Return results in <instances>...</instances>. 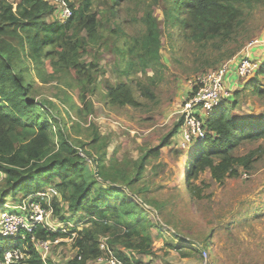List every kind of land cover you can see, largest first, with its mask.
<instances>
[{
  "label": "trees",
  "instance_id": "obj_1",
  "mask_svg": "<svg viewBox=\"0 0 264 264\" xmlns=\"http://www.w3.org/2000/svg\"><path fill=\"white\" fill-rule=\"evenodd\" d=\"M161 1L164 24L181 27L186 42L204 44L237 37L245 23L243 7L255 6L257 0H109L104 9L94 10L95 0H19L16 6L14 1L0 0V173L4 176L0 203L15 200L20 193V202L29 196L40 200L36 197L39 192L55 187L59 196L51 201L53 213L63 224L75 219V227L69 234L40 225L33 234L38 240L73 236L78 256L72 264H87L100 257L110 258L111 254L125 263L142 264L133 253L152 252L155 224L145 210L149 199L145 196L139 201L131 197L130 191L136 189L133 183L141 177L145 164L159 158L186 123L182 115L157 146L145 149L130 170L115 154L106 162L108 143L97 130L92 131L91 141L78 140L58 106L47 98L37 99L42 94L38 79H58L76 88L79 103L68 94L61 96L58 92L56 96L69 105L65 112L69 118L74 112L78 123L86 121L94 106L91 95L98 88L99 63L87 62L83 56L93 48L112 45L110 49L116 61L125 64L126 74L137 69L146 76L147 82L140 85L141 93L154 99L151 84L161 77L165 67L162 29L154 14ZM124 4L128 12L135 13L138 4L142 6L140 19L132 15L133 22L140 20L143 25L138 32L129 34L117 17L118 8ZM62 6L72 11L65 23L58 16ZM106 90L109 105H141L127 82L120 81ZM236 106L225 102L205 117L206 135L198 141L199 149L188 162L189 178L209 171L214 180L224 183L226 178H237L240 167L250 168L253 153L235 156L234 151L243 141L264 138V117L235 118L231 108ZM191 190L195 197H202V186L192 183ZM41 203L47 206L44 200ZM154 205L156 210L162 207ZM83 224L86 226L80 230ZM102 237L106 241L104 248ZM184 246L176 248L184 256L196 252ZM125 250H132V256ZM8 252L13 253L11 264H48L29 233L15 239L0 234V263L6 262Z\"/></svg>",
  "mask_w": 264,
  "mask_h": 264
},
{
  "label": "rangeland",
  "instance_id": "obj_2",
  "mask_svg": "<svg viewBox=\"0 0 264 264\" xmlns=\"http://www.w3.org/2000/svg\"><path fill=\"white\" fill-rule=\"evenodd\" d=\"M11 1L16 6L19 0ZM108 1L95 0L93 10L104 9ZM254 4L243 7L245 23L237 37L226 42L209 40L198 44L186 42L181 27L164 24V3L161 1L154 14L162 29L161 52L165 67L161 77L151 84L154 99L141 93L140 85L147 82L146 76L137 69H130L126 74L125 64L117 62L110 49L112 45L93 48L83 56L87 62L99 63L96 68L98 88L91 95L94 106L86 121L78 123L74 112L71 118L65 114L69 105L61 102L57 93L61 92V96L68 94L77 103L79 100L76 88L67 87L64 81L43 82L38 79L42 94L37 99L47 98L58 106L78 140L91 141L92 131L97 130L108 143L106 162L115 154L130 166V170L145 149L157 146L178 123L198 75L228 61H233L235 67L243 57H248L257 65L246 77H239L234 71L229 73L228 87L233 95L224 103H236V108H231L235 118L261 120L264 117V0L254 1ZM134 5L130 4L132 8ZM118 9L117 17L129 34L138 32L143 25L140 20L133 22L132 15L140 19L142 6L138 4L137 13L128 12L125 4ZM50 20L54 18L50 17ZM120 81L127 82L132 88L141 103L138 108L106 102L107 87ZM203 115L207 117L205 113ZM186 131L179 128L169 145L162 149L160 157L148 161L141 177L133 183L136 189H131V197H137L139 201L145 196L149 199L145 210L155 224L152 229V252L141 257L134 253L137 254L135 259H141L142 264H264V138L239 144L234 155L244 156L252 152V164L249 169L240 167L237 178H226L224 183H220L212 178L209 171L199 172L197 177L191 175L189 178L187 175L188 162L197 153L199 140L193 138L188 146H184ZM92 151L95 152V149L92 148ZM87 160L91 167V160ZM2 175L0 173V188L4 183ZM192 183L203 187L201 198L192 195ZM22 196L20 193L15 200L9 199L6 204L8 209L4 208L5 203H0V212L19 213L20 209L14 207L20 203ZM56 196L59 194L49 196L50 203ZM154 203L161 204V209L156 210ZM48 221L53 225L52 230L71 234L76 220L55 226L59 219L53 213ZM85 226L80 225L79 229ZM102 241L106 246L105 238L102 237ZM180 245H185L186 250L194 248L196 252L184 256L182 250L176 249ZM127 251L130 255L133 252ZM77 256L78 248L74 237L70 236L51 245L47 261L48 264L49 260L53 264H72ZM87 264L98 263L90 260Z\"/></svg>",
  "mask_w": 264,
  "mask_h": 264
},
{
  "label": "built area",
  "instance_id": "obj_3",
  "mask_svg": "<svg viewBox=\"0 0 264 264\" xmlns=\"http://www.w3.org/2000/svg\"><path fill=\"white\" fill-rule=\"evenodd\" d=\"M58 16L65 23L72 16V11L68 7L62 6ZM256 65L250 58L243 57L235 67L233 61H228L216 69H208L198 75L195 79L196 83L192 95L187 100L183 109L186 123L185 129H187L184 137L185 141L183 142L184 146H188L193 138L197 140H203L205 138V117L203 113L208 117L225 100L232 97L233 93L228 87L229 73L234 71L239 77H246L252 73ZM53 194L58 195V190L55 187H49L36 195L40 200L32 196L24 198L21 203L14 207L20 209L19 213L8 210H2L0 212V232L2 237L15 239L18 237L24 238L26 233L31 234L32 241L44 261L47 259V255L51 250V245L57 243L58 239L38 240L35 238L33 232L40 225L45 228H52L53 225L48 220L53 214L49 201V196ZM41 200H44L47 206H44ZM6 204H4V208L8 209L9 206ZM101 243V247L104 248L105 245L102 240ZM95 260L98 264H141L135 262L125 263L112 254L110 258L100 257ZM13 261V253L8 252L6 254V262L0 264H11Z\"/></svg>",
  "mask_w": 264,
  "mask_h": 264
},
{
  "label": "crops",
  "instance_id": "obj_4",
  "mask_svg": "<svg viewBox=\"0 0 264 264\" xmlns=\"http://www.w3.org/2000/svg\"><path fill=\"white\" fill-rule=\"evenodd\" d=\"M11 201V200H10ZM9 202V201H8ZM8 202H6V203H8ZM62 222L61 221H57L54 225L56 226L57 224L58 225H60ZM62 225H63V223H62ZM128 252V251H127ZM128 254H130V252H128ZM134 254V253H133ZM137 254H134V256H136ZM145 256H148V255H145ZM140 257H141V255H140ZM140 257H138V258H140ZM137 258V257H136ZM143 262V261H142Z\"/></svg>",
  "mask_w": 264,
  "mask_h": 264
},
{
  "label": "water",
  "instance_id": "obj_5",
  "mask_svg": "<svg viewBox=\"0 0 264 264\" xmlns=\"http://www.w3.org/2000/svg\"><path fill=\"white\" fill-rule=\"evenodd\" d=\"M95 168H96V172L98 173V171H97V167L95 166Z\"/></svg>",
  "mask_w": 264,
  "mask_h": 264
},
{
  "label": "clouds",
  "instance_id": "obj_6",
  "mask_svg": "<svg viewBox=\"0 0 264 264\" xmlns=\"http://www.w3.org/2000/svg\"><path fill=\"white\" fill-rule=\"evenodd\" d=\"M22 201H23V200H22ZM22 201H21V202H22ZM21 202H20V203H21ZM5 204H6V203H5ZM46 260H47V259H46ZM46 260H45V262H46Z\"/></svg>",
  "mask_w": 264,
  "mask_h": 264
}]
</instances>
